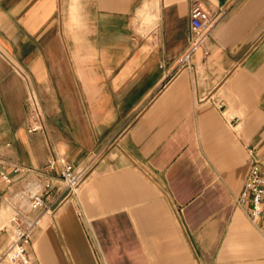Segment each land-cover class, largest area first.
Segmentation results:
<instances>
[{
  "label": "crops",
  "instance_id": "obj_1",
  "mask_svg": "<svg viewBox=\"0 0 264 264\" xmlns=\"http://www.w3.org/2000/svg\"><path fill=\"white\" fill-rule=\"evenodd\" d=\"M203 1L221 17L179 67L191 0H0V264L1 171L94 152L78 201L50 170L32 264H264L236 201L264 160V0Z\"/></svg>",
  "mask_w": 264,
  "mask_h": 264
},
{
  "label": "built area",
  "instance_id": "obj_2",
  "mask_svg": "<svg viewBox=\"0 0 264 264\" xmlns=\"http://www.w3.org/2000/svg\"><path fill=\"white\" fill-rule=\"evenodd\" d=\"M190 40L189 47L177 56L179 67L189 66L192 53L204 45L209 31L219 21L221 10L207 5L203 0H191L190 4ZM208 50L205 49V52ZM31 129L40 125L31 124ZM99 156L94 152L90 158L81 163H74L65 157L50 158L44 168L31 166L14 167L13 173L1 171L5 181L15 180V184L2 194L3 202L10 208L9 227L12 237L3 252L10 261L20 264H32L28 255L32 229L41 222L43 214L52 213L54 202L47 201L44 191L54 185L53 174L59 175L65 186V193L60 197H74L79 200V190L86 179L87 169L93 159ZM59 160V165L57 161ZM237 195L236 201L246 207L251 222L259 226L264 233V160L254 159Z\"/></svg>",
  "mask_w": 264,
  "mask_h": 264
},
{
  "label": "rangeland",
  "instance_id": "obj_3",
  "mask_svg": "<svg viewBox=\"0 0 264 264\" xmlns=\"http://www.w3.org/2000/svg\"><path fill=\"white\" fill-rule=\"evenodd\" d=\"M89 171H90V168L87 169L86 174H88ZM3 257L5 258L6 264H20V263H18V262H14V261H12V260L10 261L9 256H3Z\"/></svg>",
  "mask_w": 264,
  "mask_h": 264
},
{
  "label": "bare ground",
  "instance_id": "obj_4",
  "mask_svg": "<svg viewBox=\"0 0 264 264\" xmlns=\"http://www.w3.org/2000/svg\"><path fill=\"white\" fill-rule=\"evenodd\" d=\"M79 196H80V190H79Z\"/></svg>",
  "mask_w": 264,
  "mask_h": 264
}]
</instances>
